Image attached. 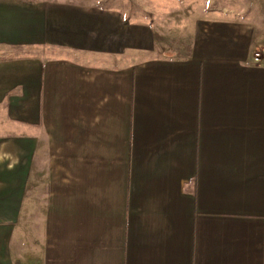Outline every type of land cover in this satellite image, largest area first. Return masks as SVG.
<instances>
[{
  "label": "crops",
  "instance_id": "0c3cea01",
  "mask_svg": "<svg viewBox=\"0 0 264 264\" xmlns=\"http://www.w3.org/2000/svg\"><path fill=\"white\" fill-rule=\"evenodd\" d=\"M113 1L0 0V264H264V0Z\"/></svg>",
  "mask_w": 264,
  "mask_h": 264
},
{
  "label": "rangeland",
  "instance_id": "374dc122",
  "mask_svg": "<svg viewBox=\"0 0 264 264\" xmlns=\"http://www.w3.org/2000/svg\"><path fill=\"white\" fill-rule=\"evenodd\" d=\"M165 2L167 3L166 5L164 4ZM110 3L121 6L126 11H130L131 19L134 21L142 19L150 21L156 33V37L158 39L162 38V40L166 41L168 45H171V42L174 43V37L177 35L175 32L172 33L171 31L181 26L182 21L185 18L184 15H187L190 10H197L198 7H208V5L210 6V9H217L219 8V5H222L223 8L234 11L239 8V4H252L253 2L250 0H186L178 2L167 0L164 2L162 0H115ZM250 13L252 15L254 11H248L244 15L241 14L242 16L239 18L256 19L255 17L251 18ZM22 211H25V202ZM6 228L7 227L4 226V231H6ZM12 237L14 238V235ZM9 247H11L10 241Z\"/></svg>",
  "mask_w": 264,
  "mask_h": 264
},
{
  "label": "built area",
  "instance_id": "2783aa9c",
  "mask_svg": "<svg viewBox=\"0 0 264 264\" xmlns=\"http://www.w3.org/2000/svg\"><path fill=\"white\" fill-rule=\"evenodd\" d=\"M252 60L255 64L264 66V52H260V51L253 52Z\"/></svg>",
  "mask_w": 264,
  "mask_h": 264
}]
</instances>
